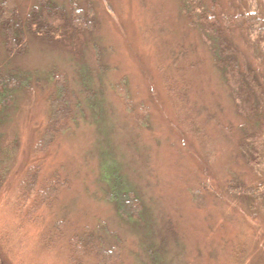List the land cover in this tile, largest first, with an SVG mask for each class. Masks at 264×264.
I'll list each match as a JSON object with an SVG mask.
<instances>
[{"label":"rangeland","instance_id":"rangeland-1","mask_svg":"<svg viewBox=\"0 0 264 264\" xmlns=\"http://www.w3.org/2000/svg\"><path fill=\"white\" fill-rule=\"evenodd\" d=\"M33 1L18 0L24 8ZM91 1L99 26L83 64L91 90L101 93L94 107L83 102L80 66L65 51L30 39L28 52L9 60L10 70L28 73L31 85L17 93L0 123V145L7 149L0 153L5 264H95V253L75 254L71 239L100 221L97 234L107 246L120 239V257L110 264H264V197L252 201L229 188L254 185L263 174L244 162L242 119L180 0ZM217 1L227 15L264 10V0ZM257 32L253 38L237 32L235 43L243 61L264 74V30ZM91 41L104 50L102 72ZM54 69L66 72L84 113L39 151ZM120 83L134 112L113 89ZM33 166L36 189L22 201V182ZM111 169L142 200V224L120 218L105 198L104 172ZM54 176L58 190L51 202H39L37 191Z\"/></svg>","mask_w":264,"mask_h":264},{"label":"trees","instance_id":"trees-1","mask_svg":"<svg viewBox=\"0 0 264 264\" xmlns=\"http://www.w3.org/2000/svg\"><path fill=\"white\" fill-rule=\"evenodd\" d=\"M22 6L18 0H0V47L4 51V59L0 58V123L4 121L7 110L15 104L17 93L30 88L31 77L28 73L14 72L9 68V60L28 52L30 39L69 54L70 59L80 66L86 94L83 102L87 107H94L101 93L91 90L88 85V82L93 84L90 70L83 64L89 37L99 26L94 3L91 0H34L27 8ZM180 7L189 24L197 29L207 46L235 104L236 112L242 119L238 147L242 150L244 162L252 166L254 173L263 174L257 177L258 181L254 185L245 186L242 182H236L234 186L229 185V188L251 197L252 201L264 197V74L243 61L241 50L235 43L237 32H247L250 38L257 37V31L262 33L264 10L227 15L219 10L217 0H180ZM90 44L96 66L99 70L103 69L104 50L96 41ZM49 78L54 83V90L48 100L47 124L36 146L39 151L46 149L55 136L68 129L78 115L84 113L83 103L70 87L66 72L54 69ZM113 89L129 111L134 112L125 84H116ZM170 90L174 92V87ZM6 150L0 145L2 156L6 155ZM104 173L109 175L105 198L115 205L118 216L126 222L142 224L144 204L138 194L129 188L126 177L112 169ZM37 174V166L30 167L26 172L22 182V201L27 200L30 192L36 189ZM57 183L54 176L53 180L45 183L43 190L37 191L39 202H51V197L60 186ZM102 225L104 223L100 221L93 229L84 228L81 233L74 235L71 244L75 254L84 256L94 252L95 264H110L120 257V239L115 236L114 244L107 246L105 238L97 234L103 228ZM0 264H5L1 254Z\"/></svg>","mask_w":264,"mask_h":264}]
</instances>
